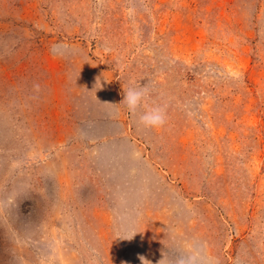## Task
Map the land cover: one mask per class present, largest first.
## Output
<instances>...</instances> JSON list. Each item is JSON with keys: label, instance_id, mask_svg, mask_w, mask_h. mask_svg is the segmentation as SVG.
<instances>
[{"label": "rangeland", "instance_id": "1", "mask_svg": "<svg viewBox=\"0 0 264 264\" xmlns=\"http://www.w3.org/2000/svg\"><path fill=\"white\" fill-rule=\"evenodd\" d=\"M193 241L264 264V0H0V264Z\"/></svg>", "mask_w": 264, "mask_h": 264}, {"label": "clouds", "instance_id": "2", "mask_svg": "<svg viewBox=\"0 0 264 264\" xmlns=\"http://www.w3.org/2000/svg\"><path fill=\"white\" fill-rule=\"evenodd\" d=\"M102 86L99 82L97 85ZM96 85V86H97ZM149 91L146 85L137 86L134 83L132 86L125 88V95L122 101L128 111L132 114H136L138 110L143 109L139 114V121L145 127L149 128H161L167 123V111L164 106L156 105L148 107L147 97ZM142 264H150V262L144 257L140 258ZM166 258L160 260L159 264H165ZM169 264H220L219 258L212 255L208 251L206 242L193 241L186 246L184 254L177 257Z\"/></svg>", "mask_w": 264, "mask_h": 264}]
</instances>
